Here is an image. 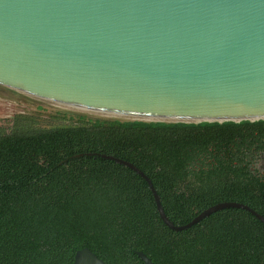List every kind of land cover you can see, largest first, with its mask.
<instances>
[{"label":"trees","instance_id":"trees-1","mask_svg":"<svg viewBox=\"0 0 264 264\" xmlns=\"http://www.w3.org/2000/svg\"><path fill=\"white\" fill-rule=\"evenodd\" d=\"M264 119L165 122L56 110L0 124V264H264Z\"/></svg>","mask_w":264,"mask_h":264},{"label":"water","instance_id":"water-1","mask_svg":"<svg viewBox=\"0 0 264 264\" xmlns=\"http://www.w3.org/2000/svg\"><path fill=\"white\" fill-rule=\"evenodd\" d=\"M0 89L85 114L165 122L264 119V0H0ZM157 209L173 230L190 228ZM144 264H155L139 251ZM73 264H106L88 247Z\"/></svg>","mask_w":264,"mask_h":264},{"label":"rangeland","instance_id":"rangeland-1","mask_svg":"<svg viewBox=\"0 0 264 264\" xmlns=\"http://www.w3.org/2000/svg\"><path fill=\"white\" fill-rule=\"evenodd\" d=\"M54 111L56 110L19 100L8 92L0 89V124H3V121L11 119L16 113L20 112L50 113Z\"/></svg>","mask_w":264,"mask_h":264}]
</instances>
